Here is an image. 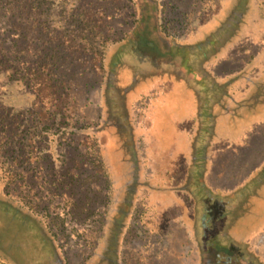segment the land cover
<instances>
[{"label": "trees", "instance_id": "trees-1", "mask_svg": "<svg viewBox=\"0 0 264 264\" xmlns=\"http://www.w3.org/2000/svg\"><path fill=\"white\" fill-rule=\"evenodd\" d=\"M129 1L139 12L135 27L123 37L109 39L90 25L93 14L84 8V0H0V19L3 22L0 28V264H69L52 226L55 217L49 210V199H54L55 194L50 198L43 196L48 202L45 204L40 201L41 195L31 196V187L28 190L25 174L22 176L21 173L42 167L50 173L44 175L48 176L44 183L50 190L56 187L69 189L73 177L67 166L66 148L76 141L77 136H84L85 142L91 141L90 146L86 144L85 156L93 161L96 172L104 179L107 206L98 222L100 234L96 238L95 252L89 256L87 264H125L121 251L124 234L129 227L137 228L138 233L145 237V243L152 247L164 241L170 221H177L187 232L196 235L201 259H204L206 241L200 240L197 215L195 223L194 218L185 215L184 208L186 204L194 203L198 214L203 198L209 200L212 197L203 183V174L217 118L228 115L235 132L240 129L238 127L264 114V72L250 74L249 60L223 80L206 72L211 99L203 110L197 82L189 81L182 74L181 64L184 62L181 59L190 48L177 43L157 23V30L160 34L164 32L162 37L169 49L178 51L176 67L179 70L164 69L163 64L149 62L156 71L155 77L141 81L142 75L135 71V67L128 66L123 72L128 82L125 83V79L121 84L113 82V77L118 76V67L124 64L122 51L129 46L132 49L145 14H152L156 20L159 12L155 0ZM229 1L231 6L225 7L224 16L217 22V31L211 27L206 32L207 37L197 45H213L202 56L204 61L237 42L247 27L249 17L259 14L253 0ZM35 41L56 43L62 51L66 50L65 47H75L77 51L85 52L93 68L105 79V91L113 89L116 97L112 99L116 98L122 105L124 103L123 107L126 100H131V96L141 89L160 85L159 91L154 89L151 92L156 108L148 107L144 113L147 127L131 128L126 121L129 119L127 111H124L125 121H119L118 130L104 122L93 125L79 123L75 119V102L67 93V85L58 78L53 50L48 55L45 47L34 45ZM241 90L248 92L236 97L240 96ZM129 91L132 95L128 99L125 93ZM178 91L187 92L189 96L193 94L190 101L196 100L194 124L199 122L200 125V131L195 129L190 140L189 156L183 158L187 160V166L185 162L177 163L179 156H172L171 134L174 130L165 125L156 128L163 116L173 110L177 101L180 102L181 95L179 99L173 97ZM118 113L123 115L122 111ZM203 118L207 121L205 128L202 127ZM202 131L207 141L200 151L198 143ZM180 165H183L182 170ZM129 171L133 175L137 173L138 178L133 177L126 192L114 200L121 186L120 176ZM263 181L264 167L252 184L243 185L237 192L234 204H240L246 196L252 195ZM214 200L220 199L215 197ZM227 219L224 218L225 223ZM220 227L224 229L225 225ZM233 243L240 247L238 242ZM245 256L248 264H261L257 255L247 253Z\"/></svg>", "mask_w": 264, "mask_h": 264}, {"label": "rangeland", "instance_id": "rangeland-1", "mask_svg": "<svg viewBox=\"0 0 264 264\" xmlns=\"http://www.w3.org/2000/svg\"><path fill=\"white\" fill-rule=\"evenodd\" d=\"M155 1L159 9L158 22L152 14H145L142 25L136 33L132 49L129 46L122 51L121 58L124 64L118 67L119 73L118 76L113 77V82L117 81L121 84V80L126 77H123V72L127 71L128 66L135 67V71L142 75L141 81L145 78L155 77L156 71L153 70L149 62L163 64L164 69L176 68L179 70L176 67L178 51L173 49V52L169 49V45L162 37L164 32L160 34L157 30V23L164 27L165 32L172 35L177 43L190 48L184 54V59H181L184 62L183 65L181 64L182 74L189 81L197 82V92L200 95V104L203 110L208 107L209 99H211V90L207 84L208 78L205 77L206 72L216 78H224L238 71L249 61L251 63L249 73L252 75L260 72L259 69L264 67V0H253V5L258 9L259 14H252L249 17L247 27L240 39L231 43L209 61H204L202 56L213 45L203 42L200 47L197 45L203 41L202 38L207 35L206 32L211 27L213 30L217 29V22H220L225 14V7H230L231 2L229 0ZM228 2L229 5H227ZM83 6L93 14L90 22L92 28L109 39L120 38L131 32L139 16L136 6L129 0H84ZM2 23L0 19V28ZM90 25L89 27H91ZM1 33L2 31H0V35ZM214 38L216 39L217 36ZM169 40L171 41V38ZM34 45L45 47L48 55H51L53 50L58 78L67 85V93L70 99L75 102V119L79 123L93 125L104 122L106 126L118 130L119 121H125L127 111L129 119L126 121L131 128L144 129L147 127L148 123L144 118L146 115L144 113L148 107L156 108L151 92L154 89L159 91L160 85L155 84L153 87L141 89L133 95L132 91L126 92L127 98L131 95L132 98L131 100L128 98V102L126 100L125 110L124 103L122 105L116 98L112 99L116 97L113 89L108 91L107 88L105 91V79H102L101 75L93 68V63L85 52L77 51L75 47H65L66 50L62 51L60 46L52 42L44 44L42 41H35ZM11 50L13 51V49ZM181 57L183 56L180 55ZM167 61L174 64H166ZM201 76H204L205 79L203 78V80ZM127 82L128 80L125 83ZM167 85L166 82L165 86ZM181 94L182 92L178 91L173 96L174 99L175 97L179 99ZM119 95H121L120 92ZM119 111H122L123 115H120ZM188 124L187 120H182L180 125L184 127V130H187ZM202 124V127H207L206 118H203ZM218 127L219 131L216 134L218 144L215 142L208 147L211 153L207 154V158L210 157L207 182L213 187L230 189L239 183L248 174V170L256 165L257 160L264 155V122L255 127L241 143L233 146H229L232 145L230 144L231 139L240 133L242 127H238L240 129L235 132L228 131L223 124H218ZM213 140L214 138H211V141ZM200 141L201 143L205 141L203 131L199 143ZM86 144L87 147L90 146L91 141L86 140L85 142L84 136H77L76 141L66 148L67 166L73 177L69 189L59 190L60 187H56L50 190L49 185L44 183L48 178L44 175L50 173L46 169L43 170L42 167L35 169V172L30 170L21 173L22 176L25 174L28 190L31 187V196L36 193L41 195L40 201L45 204L47 201H44L43 196L46 195V198H50L55 194L54 199H49V204H51L49 210L55 217L52 226L69 264H87L89 256L95 252L96 238L100 234L98 222L107 209L104 179L96 172L93 161L87 160V156H85ZM140 146L142 148V145ZM203 146L204 144L200 146V151L203 150ZM183 158L184 156H180L177 163H184ZM182 168L183 165H180L179 169L182 170ZM133 177L138 178L137 173L136 175L130 171L122 173L119 179L121 186L117 190V196L113 197L114 200L115 197H121L126 192L127 185L133 182ZM203 199L204 207L207 208V217L209 216L208 220L206 219V224L210 223L213 226L216 222L218 226V203L214 204L213 199V201L209 200L210 202L207 204L206 198ZM74 201L75 203H73ZM220 228V226L217 228V233L213 230H208L206 233L208 237L205 240L204 259H201L200 264H248V257L245 256L247 253L253 256L257 255L261 259L260 263L264 264V237L261 240L249 241L246 247H244V243H238L240 244L238 247L231 241H225L224 230L222 231ZM166 235V240L151 247L145 243V237L138 233L137 228L129 227L123 238L124 243L121 251L123 262L125 264H199L195 246L192 242L185 240L181 227L172 223L169 225ZM144 243L145 245H143Z\"/></svg>", "mask_w": 264, "mask_h": 264}, {"label": "crops", "instance_id": "crops-1", "mask_svg": "<svg viewBox=\"0 0 264 264\" xmlns=\"http://www.w3.org/2000/svg\"><path fill=\"white\" fill-rule=\"evenodd\" d=\"M260 72H264V67L262 69H259ZM259 73V72H258ZM256 73L255 75H257ZM231 75V74H230ZM224 78H218V80L226 79L228 76ZM247 90H241L240 96H244V94H247ZM190 97L194 98L193 94L189 96L187 92L182 91L180 102H177V105L173 108V110H170L169 113L163 116V118L158 122V125L156 128H160L162 125L171 127L172 130H174L171 134V138L173 140V157H180L184 156V159H187L189 156L188 152V146L190 145V140L193 138V134H195L194 130L198 129V132L200 131V125L199 122H196L194 124L196 119V100L190 101ZM182 120H187L189 122L188 126L186 127L187 130H184V127H182L180 124ZM264 122V114L257 116L254 120H252L250 123H247L242 126V129L239 134L232 137L229 146H233L234 144H239L243 141V139L258 125ZM218 124H223L226 126L228 131L234 132L231 128V123L229 122L228 115H221L216 120V126L214 130V141H211L210 144L218 143L217 142V133L219 131ZM204 133V132H203ZM207 141V138H205V141L201 143H198V146L200 147L203 143ZM220 147L223 145H219ZM228 146V145H227ZM225 147V146H224ZM199 151V150H198ZM179 152L180 154H177ZM216 152V151H215ZM211 153V151L207 150V154ZM206 154V158H207ZM210 157L206 159L205 164V170L203 174V183L206 186V189L211 192V198L209 200L215 199V197H218L222 201H213L218 203V226L217 223L212 226L210 223L206 224V219L208 220L207 214H206V207H204V203H201L198 214L195 213L196 205L194 203H188L185 206V215H187L190 218H194L196 223V215H197V224L199 226V235L200 240L204 241L207 240L206 233L208 230H213L215 233L218 232L217 228L219 226L225 225L223 231L224 239L225 241H233L238 243H246L251 242L255 239L261 240L264 237V181L263 183L259 184L252 195L246 196L244 201H241L239 203H235L234 201L237 198V192L243 187V185H247L249 183L252 184L256 178L261 173V170L264 167V155L260 157L257 161L258 163L254 165L250 170H248V174L244 176V178L237 183L235 186H233L230 189H222L213 187L212 185H209L207 182V174L210 170ZM185 165L187 166V160H184ZM203 193V192H202ZM209 200H205L207 204L210 202ZM223 205V206H222ZM221 206V207H220ZM195 208V209H194ZM222 212L224 214H222ZM184 214V213H183ZM180 216V215H179ZM186 217V216H185ZM224 218H228L226 223L224 221ZM220 219V220H219ZM223 219V221H222ZM173 224L178 225L181 227V229L184 232L185 240L190 241L194 244L195 249L197 251V255L199 257V264L201 262V251L197 244L198 239L196 238V235H194L192 232H187L182 224H179L177 221H170ZM170 223V224H172ZM221 229V228H220ZM220 231V232H222ZM263 233V236L261 234ZM167 236V235H165ZM219 236V235H218ZM164 240H166L164 238ZM205 250V248H204Z\"/></svg>", "mask_w": 264, "mask_h": 264}]
</instances>
